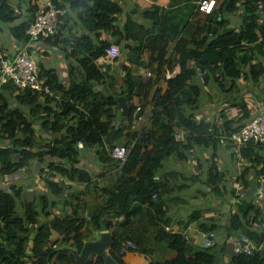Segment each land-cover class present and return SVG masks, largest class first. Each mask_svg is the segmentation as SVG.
I'll return each mask as SVG.
<instances>
[{
	"label": "trees",
	"instance_id": "16d2710c",
	"mask_svg": "<svg viewBox=\"0 0 264 264\" xmlns=\"http://www.w3.org/2000/svg\"><path fill=\"white\" fill-rule=\"evenodd\" d=\"M66 3L69 6L67 17L80 21L85 31L78 34L70 28V33L65 35L58 32L45 38L44 42L48 46L62 42L72 47L75 55L80 56L82 53L78 72L75 66L71 65L68 80L63 81L57 70L40 61V75L50 87V92L31 88L18 90L12 81H0V264H51L55 255H58L57 258H68L63 255L64 249L54 246L59 241L53 238L55 232L62 235L61 243H69L80 250L84 240L98 236L96 233L103 225H115L112 255L121 264H126L119 252L121 240L132 239L137 242L139 248L149 252L159 245L157 242L156 246L147 247L146 241L150 238L133 230L135 217L141 215L146 216V221L154 226L156 240H167L169 247L176 252L173 258L157 264H214L216 258L220 259V252L214 249L217 242L212 246H197L191 249L186 233L165 228L164 238L159 236L157 222L163 221L167 226H171L172 220L163 209V196L168 191L166 183L156 175L164 166V160L170 158L173 151H179L181 148L182 142L175 139V126L191 131L187 143H184V157L195 145L207 148L221 141L212 136L218 132L215 124L195 117V110L200 107L205 85L214 84L222 90H229L228 84L236 83L241 74H247L254 82H259L262 75L260 72L264 69V0H223L221 17L215 16L217 22L212 32L213 37L204 44L203 49L193 47L186 36H179L177 26L172 24L171 28L166 27V20L160 23V7L157 4L144 11L145 16L154 19L153 25L147 28L132 18L125 24L120 23L124 9L118 0H66ZM240 9V26L229 27V14ZM260 18L263 19L262 22ZM16 19L18 15L10 3L0 0V24L7 25ZM29 23L28 16L23 17L19 24L11 26V32L18 41L24 43L29 40L26 33ZM157 29L158 34H154L149 43L153 51L154 46L160 47L157 57L160 60L165 54L166 44L179 36L175 51L180 53V57L176 59L180 64V72L168 80V88L158 95L155 101L156 104L164 106L168 119L164 124L163 133L156 136V132H150L146 142L139 139L140 141L130 149L118 187L115 190L105 188V191L115 196L113 204H110L113 205L114 216L117 218L115 224L110 220L104 223L109 209L107 206H98L89 219L81 221L61 215L49 218L48 197L43 195L27 202L25 211L18 213L15 195L20 196L22 191L13 183L10 186L3 185L4 179L10 181L11 178L21 175L20 172L32 159L39 158L44 165L42 171L49 168L68 179L89 182L92 175L80 165L78 145L85 143L86 147L101 146L105 141H115L123 134L122 124L112 123V107L118 103V96L95 91L92 86V80L104 77L96 60L104 57L106 48L112 44L108 40L100 39L98 32L110 30L118 36L117 42L122 43L127 40L141 42L148 33H154ZM90 32L95 33V36ZM163 42L166 43L162 46ZM244 45L248 46L244 48ZM69 53L67 50V55ZM257 55L261 56V60L255 61ZM147 62L150 65L151 61ZM123 68L128 70L129 67L124 65ZM203 71V81H197V75ZM74 72L81 76H74ZM111 79L116 81L117 77L113 75ZM123 79L130 95L138 93L148 96L151 81H136L129 73ZM134 109L129 103L124 114L129 117L130 123L133 121ZM246 109L244 107L243 116L237 118L238 120L248 113ZM42 111L45 114L38 116L40 121L33 118ZM154 114L157 117L160 113L156 111ZM237 119L233 122L226 120V130L233 129L232 125ZM37 122L43 127L45 134H38ZM245 123L246 121L234 130ZM42 140L46 144H42ZM150 143L153 144L152 147H149ZM262 145L264 144L248 143L243 149L249 156L253 155L254 146ZM254 156L251 166L235 179L244 189L249 188L252 177H259L264 173V165L263 169L257 168L259 164H264V156L255 152ZM142 161L141 168L135 175L133 172ZM208 170L207 184L214 186L215 191L226 199V193L230 191L226 189V182L223 185L225 187L218 186L224 178V173L219 169L216 160L211 159ZM54 176L55 172L52 174V177ZM52 186L57 191L61 189L55 183H52ZM236 193L234 188L230 192L231 196L237 197ZM154 194L157 196L154 197ZM151 208H154L155 212ZM218 227L220 225L215 222L199 223L202 231H215ZM225 229L227 239H232V230H241L240 237L251 242L253 248L250 253L237 252L228 263L224 261V264H264V251L259 249L264 245V205L260 207L255 202L246 205L237 201V211L229 217ZM223 250L225 251L224 246ZM73 260L74 256L71 254L67 261L53 262L73 264ZM87 264H105V261L102 256H96L90 257Z\"/></svg>",
	"mask_w": 264,
	"mask_h": 264
},
{
	"label": "crops",
	"instance_id": "0c3cea01",
	"mask_svg": "<svg viewBox=\"0 0 264 264\" xmlns=\"http://www.w3.org/2000/svg\"><path fill=\"white\" fill-rule=\"evenodd\" d=\"M7 1L11 5H19L24 8L29 6V0ZM222 1L223 0H217L215 11L212 14H206L198 10V0H118L124 9L120 16V23L125 24L129 18H132L147 28L151 27L154 19L145 16L144 11L157 4L160 7L158 11V15L161 16L160 23L166 20V27L171 28L172 24L177 26L180 33L179 36H186L187 39L192 42L193 47L203 49V47H205L204 44L213 37L212 32L217 22L215 16H218V18L221 17L222 13L220 8ZM241 15V9L229 14L230 22L228 26L239 27L242 20ZM28 16L29 18L31 17L29 13L24 12V15L18 16V19L15 21L7 25L0 24V48L12 54L23 45V42L15 38L10 28L11 26L19 24L23 17L25 18ZM184 17L186 18V23L184 22ZM262 20L263 19L260 18V22H262ZM70 28L74 33L78 34L85 31L83 24L80 21H74L73 18H68L62 32L66 35L70 33ZM158 29L154 33H148L141 42L137 40H127L122 43L117 42L118 36L110 30H101L98 32V34H100V39L119 44L120 55L115 59L100 57L96 60L104 77L100 80H92L93 89L105 94H116L117 96L126 94L128 91L123 79L126 74L129 73L136 81L144 80L142 78L143 72L147 69H151L153 71V76L147 79L152 82V86L148 88V96L138 93L130 95L128 102L135 107L132 123H130L129 117L124 115L126 112L123 111V108L118 106V103L112 107V113L114 114L112 123H121L123 126V134L119 139L112 142L105 141L101 146L94 145L92 147H86L84 143L82 147L80 144L78 145V157L81 159L80 165L90 172L92 175L91 181L71 180L64 177L61 173L53 169L50 170L49 168L42 171V167L44 166L43 162L39 158L32 159L30 163L23 168L22 172H20L21 175L15 176L16 178L18 177L19 180L21 179L18 183V188L22 191L21 195L18 196L19 202L15 201L18 213H23L25 211V204L27 202L33 201L37 197L43 195L48 197L49 218L61 215L68 216L75 221H81L83 219H89L98 206H107L109 209L104 217V223L110 220L115 224L117 218L114 216L113 205H110L111 203L113 204L115 196L111 194V192L105 191V188L115 190L118 187L125 163L112 156L111 148L115 144H124L128 147H132L136 142L140 141L139 139L146 142L151 135L150 132H156V136L163 133L165 129L164 124L168 119L164 106L156 104L155 101L158 95L163 94L168 88V80L180 72V64L176 60L180 57V53L175 51V45L179 36L166 44V51L161 60L157 58L160 47L154 46V51L150 49L149 41L154 38V34H158ZM90 34L95 36L93 32H90ZM165 43L166 42H163L162 46ZM247 46L248 45H244V48ZM33 48L36 50L39 62L43 61L48 67L57 70L63 78V81L68 80L70 74L69 68L71 65L75 66L78 72L77 68L82 62L83 54L80 53V56L75 55V53L72 52L73 48L68 47L67 44L59 42L58 44L48 46V44L42 40L33 44ZM66 49L70 52L68 55ZM45 52H47V54H45ZM260 57V55H257L255 61L261 60ZM262 59L264 61V58ZM148 60L151 61L150 65H148ZM124 65L129 67L128 70H124ZM77 72H74L73 75H79ZM82 74L85 76L84 72ZM260 74L262 75L257 83L253 81L251 76L241 74L237 78L236 83L228 84L230 87L228 88L229 90H222L214 84L205 85L200 107L195 110V117L200 120H205L207 123L212 122L215 124L218 127V132L214 133L212 136L221 139V141L219 144H212L207 148L195 145L191 147L188 152L186 151V157H184L183 152L185 148L184 143H182L179 151H173L170 158L164 160V166L159 169L156 175L157 178L166 183V188L168 189L166 195L163 196V209L164 213L172 220V225L170 227L175 232L186 233L190 239L191 249L197 246H203V239L201 237L202 230L199 228V223L206 221L210 224L215 222L220 225V227L215 230L217 234V246H219L221 250L219 251L220 264H224L222 257H224L225 251L223 250V246L226 247L228 241L227 234H225L223 229H225L227 218L237 211V201H239L236 196H231L230 194L233 188L236 190L238 189L239 182L235 181V176L238 177L243 170L249 168L252 164L251 159L255 157L254 152L253 155L247 156L246 151L243 149L244 145L238 147L233 144L228 138V134L238 125L255 116L260 110V104L264 107V69L261 70ZM113 75L117 77L116 81L111 79ZM203 75L204 71L197 75L196 80L203 81ZM79 76H81V74ZM244 107L247 108L246 110L248 113L245 117L238 120L237 118L241 117ZM156 111L160 113V117L158 114L156 117L154 114ZM44 114L45 112L43 111L39 112L33 118L38 120V116ZM203 117L204 119H202ZM236 119L237 121L232 125L233 129L226 130L225 121L228 120L233 122ZM36 128L38 134H45V130L40 123H36ZM180 128L183 127L175 126L174 131L176 132ZM152 145L153 144L150 143L149 147H152ZM171 150H173V148H171ZM221 157L227 162L225 167L220 164ZM211 159L216 160L219 169L224 173V178L218 186H223L226 182V189L230 191L226 193L228 194L226 199L215 191L214 186H209L206 182L209 176L208 169ZM142 163L143 161L133 172L135 175L140 170ZM261 165L264 164H259V166ZM259 166H257V168ZM229 170L233 171L232 174L226 175L225 172L229 173ZM54 172L55 176L52 177ZM24 174L27 175L23 177ZM13 178H11L9 182L7 178L4 179L3 185L15 182ZM50 179L55 180V184L60 186L59 188L61 189L59 191L52 186V182L49 181ZM37 181L39 182V186H36ZM240 187V190L244 192L248 189H244L242 185H240ZM19 203L22 208L18 206ZM221 203H224V208L231 209V215L224 212L226 210L222 209L223 206L221 207ZM147 205L148 203L145 206L147 207ZM151 209L155 212L154 208ZM146 220L147 217L144 215L135 217L133 230L139 231L141 235L150 238V240L146 241L147 247H150V245L156 246L157 242L159 245L150 252L141 247L140 249L128 250L122 255L126 264L163 263L176 255V252L169 247L167 240H156L155 228ZM166 226L167 225L163 221H158L156 224V229L161 238H164ZM109 230V227L103 225L102 229L97 231L96 234L99 236L100 232ZM61 237L62 235L57 232L53 235L55 240L59 239L56 245H54L56 248H62L64 246L75 247L69 243H61ZM96 237L88 239H94ZM219 240L221 241L219 242ZM263 246L264 245L258 248L264 251ZM63 252V255L68 258H57L58 255H55L53 261L58 260L61 262L62 260L67 261L71 258V250L64 249ZM90 257L96 256L91 255ZM53 261L52 263L56 264V262ZM72 262L73 264H78L75 259Z\"/></svg>",
	"mask_w": 264,
	"mask_h": 264
},
{
	"label": "built area",
	"instance_id": "2783aa9c",
	"mask_svg": "<svg viewBox=\"0 0 264 264\" xmlns=\"http://www.w3.org/2000/svg\"><path fill=\"white\" fill-rule=\"evenodd\" d=\"M217 0H198L197 8L199 11L211 14L215 11ZM16 14L22 16L29 13L30 23L26 28V33L29 35V40L24 42L23 45L12 54L7 50L0 48V81H12L18 90L31 88L32 90L50 92V87L44 83V79L40 75V62L34 50L33 44L54 36L56 33L65 26L69 12V6L66 0H29L27 8L19 5H14ZM105 56L109 59H115L120 55V47L117 43H112L106 48ZM153 76V71L147 69L142 74V78L147 80ZM17 90V91H18ZM132 104L133 101L131 100ZM130 103V102H129ZM1 105V103H0ZM259 112L246 121L240 128L231 131L228 138L233 144L241 147L248 143L264 144V107L259 105ZM191 131L186 128H180L176 131L175 139L187 143ZM131 147L124 144H115L111 148V154L114 158L126 162L130 153ZM263 169V165L259 166ZM235 178H237L235 176ZM260 192L255 197L254 201L258 206L264 205V173L259 176ZM39 186V182H36ZM241 184L238 183L237 194L242 195L245 193L240 190ZM157 195L154 194V197ZM115 225L109 227V231L114 230ZM167 230H173L170 226L165 227ZM215 231H201L202 245L212 246L216 241ZM230 240V239H229ZM140 249L137 242L132 239H123L120 242L119 252L123 255L128 250ZM245 251L250 253L249 247H242L236 245V252ZM53 264V263H52Z\"/></svg>",
	"mask_w": 264,
	"mask_h": 264
},
{
	"label": "water",
	"instance_id": "95a60500",
	"mask_svg": "<svg viewBox=\"0 0 264 264\" xmlns=\"http://www.w3.org/2000/svg\"><path fill=\"white\" fill-rule=\"evenodd\" d=\"M264 7V4H263ZM66 26V25H65ZM63 30H60L62 32ZM136 57V56H134ZM130 94H122L117 97L118 106L123 108V111L126 112L129 104L128 99ZM204 119V117L202 118ZM81 146L83 144H80ZM85 145V143H84ZM48 180V179H46ZM52 183H56L55 180H49ZM260 192V181L259 177L255 176L251 178L249 182V189L240 195L237 199L242 201L244 204H250L259 195ZM115 241V235L111 231H102L99 236L94 239H85L82 248L79 250L77 247L64 246L59 249H68L71 250L74 259L78 264H87L88 259L91 255L102 256L104 258L105 264H121L113 255L112 248ZM32 243V242H31ZM240 243L247 245L250 248H253L252 243H250L246 238L239 237L238 240H228L225 247V254L223 260L228 263L236 254V244ZM220 259L216 258L214 264H220Z\"/></svg>",
	"mask_w": 264,
	"mask_h": 264
},
{
	"label": "rangeland",
	"instance_id": "374dc122",
	"mask_svg": "<svg viewBox=\"0 0 264 264\" xmlns=\"http://www.w3.org/2000/svg\"><path fill=\"white\" fill-rule=\"evenodd\" d=\"M52 52V51H51ZM53 53V52H52ZM52 56H54V55H52ZM103 63H104V61H103ZM40 143V142H39ZM42 144H46V142L44 141V140H42V142H41ZM253 151L256 153V154H259V155H262V156H264V145L263 146H254V148H253ZM220 164L222 165V166H226L227 165V162H226V160L223 158V157H221V161H220ZM232 170L230 171L229 170V173L227 172H225V174L226 175H231L232 174ZM27 174H24V176L23 177H25ZM21 180V179H20ZM20 180H19V178L17 177H15V178H13V181H15V182H13V184H16L17 186H18V183L20 182ZM9 182V181H8ZM222 182V181H221ZM224 182V181H223ZM10 185H12V183L11 184H9L8 183V185L7 186H10ZM1 186H3V185H1ZM15 201L16 202H19V197L18 196H16L15 195ZM21 204L19 203L18 204V206L19 207H21L20 206ZM223 206V207H222ZM224 203H221V207H222V209L223 210H226V211H224L225 213H229L230 215H231V209H226V208H224ZM22 208V207H21ZM221 213V212H220ZM219 215H221V214H219ZM229 215V216H230ZM229 218H227V220H228ZM224 230V232H225V234H227V231H226V229H223ZM240 234H241V230H239V229H234V230H232V235H233V237H232V239L233 240H238V238L240 237ZM221 237H222V235H221ZM216 241H217V238H216ZM221 240H219V242H220ZM214 249H216V250H218V251H221L220 250V247L219 246H215L214 247ZM223 264V263H222Z\"/></svg>",
	"mask_w": 264,
	"mask_h": 264
},
{
	"label": "clouds",
	"instance_id": "9594fccd",
	"mask_svg": "<svg viewBox=\"0 0 264 264\" xmlns=\"http://www.w3.org/2000/svg\"><path fill=\"white\" fill-rule=\"evenodd\" d=\"M10 5H11V4H10ZM11 6L14 8V5H11ZM14 9H15V8H14ZM15 12H16V11H15ZM211 14H212V13H211ZM67 21H68V18H67ZM67 21H66V23H67ZM65 25H66V24H65ZM64 27H65V26H64ZM64 27H63V28H64ZM63 28H62V29H63ZM62 29H61V30H62ZM118 45H119V44H118ZM128 104H129V102H128ZM41 180H42V179H41ZM248 189H249V188H248ZM248 189H247V190H248ZM236 194H237V193H236ZM237 195H238V194H237ZM239 196H240V195H238L237 198H238ZM252 202H255V201L253 200ZM111 232H112V231H111ZM228 240H229V239H228ZM230 240H233V239H230ZM239 244H240V243H238V244H236V245H239ZM240 245H242V247H244L243 244H240ZM245 246H247V245H245Z\"/></svg>",
	"mask_w": 264,
	"mask_h": 264
}]
</instances>
